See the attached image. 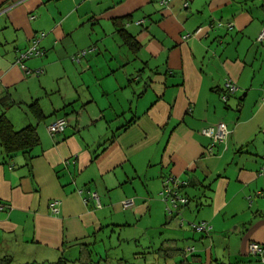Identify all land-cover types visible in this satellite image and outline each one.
Returning <instances> with one entry per match:
<instances>
[{"label":"crops","instance_id":"obj_1","mask_svg":"<svg viewBox=\"0 0 264 264\" xmlns=\"http://www.w3.org/2000/svg\"><path fill=\"white\" fill-rule=\"evenodd\" d=\"M263 28L264 0H0V115L40 139L7 154L0 136V255L264 264L249 250L264 247ZM34 39L44 55L24 69L18 57ZM228 79L238 89L224 101ZM65 114L68 127L51 135L49 122ZM219 121L230 134L213 142L202 129ZM171 176L191 181L180 214L166 211ZM202 222L208 231L193 228ZM119 245L125 255L109 253Z\"/></svg>","mask_w":264,"mask_h":264},{"label":"built area","instance_id":"obj_2","mask_svg":"<svg viewBox=\"0 0 264 264\" xmlns=\"http://www.w3.org/2000/svg\"><path fill=\"white\" fill-rule=\"evenodd\" d=\"M167 3L168 0H165ZM187 5V3L185 4ZM142 21H138V23H141ZM188 35L185 36L187 38ZM264 40V28L261 30L258 41ZM39 39H34L31 46L24 52L20 54L19 62H22L24 59H27L28 57L32 55H40L42 54V50L38 48ZM88 52L87 49L81 50L77 55L72 56V59L75 61H80L81 57H83ZM22 67L24 69H27L24 64H22ZM40 71V70H39ZM238 89V85L235 81L228 79L225 82V92L221 95L222 99L226 101L230 95H233ZM69 125V119L67 116H59L53 119L49 122L47 129L51 135L62 133L66 130V128ZM202 133L212 139L213 142H220L225 141L230 134V130L228 128V125L225 121H219L217 123H214L204 129H202ZM261 174L264 176V162L261 165L260 168ZM186 182L180 180L179 178H176L174 176L168 177L164 181V189H163V195L164 199L168 201L167 211L168 213H172L175 210H177V207L179 205H184L188 202V199L185 195H182L179 191L180 187L185 186ZM91 197L96 199L98 204L100 205V200L97 192H92ZM251 200V198H250ZM134 203L133 199H127L122 202V205L125 208H129ZM51 210L53 213L57 214L59 213V200H53L50 204ZM193 228L195 230H205L208 231L210 228L205 222L193 224ZM193 247H188L186 249L187 252L193 251ZM249 250L252 255L259 256L261 259L264 260V247L260 243L257 242H251L249 245Z\"/></svg>","mask_w":264,"mask_h":264},{"label":"trees","instance_id":"obj_3","mask_svg":"<svg viewBox=\"0 0 264 264\" xmlns=\"http://www.w3.org/2000/svg\"><path fill=\"white\" fill-rule=\"evenodd\" d=\"M143 23L144 22L138 23V21H137V24H143ZM124 31H125V29H121V32H124ZM125 36H126L127 43L129 44V46L131 48H134L138 44L135 36H133L132 34L128 33L127 31H125ZM258 36L256 38V42L261 43V44L264 43V40L263 41H258ZM38 48L41 49L43 53L40 54V55H37V56L44 55V50L39 47V44H38ZM86 49L88 50V52L83 57H81V59L84 58L91 51V49H89V48H86ZM81 50H83V49H81ZM80 51H78L77 53H75L72 56L77 55ZM32 56H30L28 58H31ZM19 57H20V55H19ZM19 57H18V59H19ZM81 59H80V61H81ZM24 60L22 62H19V60H18V63L22 66V64H24ZM73 61L74 62H78V61H75V60H73ZM66 115H68V114H65L63 116H66ZM0 136H1L2 144H3L4 149H5L7 154H13V153L20 152V151L21 152H27L30 149H32L34 146L38 145L39 142H40V139L38 137V134H37L35 126H31L30 125V126H27V127L23 128V129L16 130L14 128L13 124L9 121V119L6 117L5 114H1L0 115ZM179 179L184 181V182H186L185 186H183V187L181 186L180 189L191 185V181L190 180L181 179V178H179ZM180 189H179V191H181ZM89 198H92L91 194H90ZM187 199H188V202H189V198L188 197H187ZM167 204H168V201H167ZM186 204H184V205H186ZM184 205H179V209L178 210L180 212H178V210H177L176 213L180 214L181 213V209H182V207ZM123 208H125V207L123 206ZM161 251L163 252V255L166 256V257L167 256H171L172 254L177 253V252L180 253V254L184 253V251H182L179 248H163V249H161ZM10 262H11V257H9V256H1L0 255V264H9ZM177 264H191V263L189 262L188 259H182Z\"/></svg>","mask_w":264,"mask_h":264},{"label":"rangeland","instance_id":"obj_4","mask_svg":"<svg viewBox=\"0 0 264 264\" xmlns=\"http://www.w3.org/2000/svg\"><path fill=\"white\" fill-rule=\"evenodd\" d=\"M166 211H167V207H166ZM168 212V211H167ZM122 236V238L123 237H125L126 235H124V234H122L121 235ZM118 236L116 235V236H114V241H115V244H116V242H117V240H118ZM181 244H183V243H181ZM131 248H133V245L131 246ZM127 250H128V252H132V249H129V248H127ZM109 253H111L112 255H114V256H116V255H119V254H122V255H125V248L124 247H122V245L120 246H117L116 248H114L112 251L111 250H109ZM128 256H130V254H127Z\"/></svg>","mask_w":264,"mask_h":264}]
</instances>
